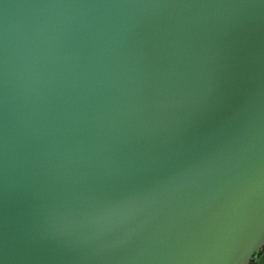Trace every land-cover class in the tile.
Segmentation results:
<instances>
[{
  "label": "water",
  "instance_id": "obj_1",
  "mask_svg": "<svg viewBox=\"0 0 264 264\" xmlns=\"http://www.w3.org/2000/svg\"><path fill=\"white\" fill-rule=\"evenodd\" d=\"M263 243L264 0H0V264Z\"/></svg>",
  "mask_w": 264,
  "mask_h": 264
},
{
  "label": "crops",
  "instance_id": "obj_2",
  "mask_svg": "<svg viewBox=\"0 0 264 264\" xmlns=\"http://www.w3.org/2000/svg\"><path fill=\"white\" fill-rule=\"evenodd\" d=\"M252 264H264V247L260 253L253 258Z\"/></svg>",
  "mask_w": 264,
  "mask_h": 264
},
{
  "label": "trees",
  "instance_id": "obj_3",
  "mask_svg": "<svg viewBox=\"0 0 264 264\" xmlns=\"http://www.w3.org/2000/svg\"><path fill=\"white\" fill-rule=\"evenodd\" d=\"M263 247H264V243H263V245L259 248V250L256 252V254L254 255V257L257 256V255L260 253V251L262 250ZM252 261H253V259L251 260V262H250L249 264H252Z\"/></svg>",
  "mask_w": 264,
  "mask_h": 264
}]
</instances>
